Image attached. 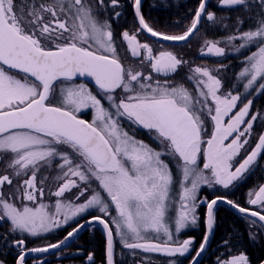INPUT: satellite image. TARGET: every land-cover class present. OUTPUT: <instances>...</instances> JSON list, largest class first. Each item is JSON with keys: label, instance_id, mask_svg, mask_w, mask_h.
Instances as JSON below:
<instances>
[{"label": "snow or ice", "instance_id": "snow-or-ice-1", "mask_svg": "<svg viewBox=\"0 0 264 264\" xmlns=\"http://www.w3.org/2000/svg\"><path fill=\"white\" fill-rule=\"evenodd\" d=\"M206 3L207 0H200L190 25L182 34L169 35L154 30L141 13V0H134L139 24L136 31H145L163 41H185L198 30L206 13ZM219 4L248 8L247 0H219ZM109 5L118 7L119 0H109ZM107 6L105 0H95V4L91 0H54L52 4L32 3L17 9L14 0H0V164L4 169V174H0V220L10 221L12 232L19 230L37 236L67 224L90 209H98L103 215L90 214L86 223L103 226L107 264H114L113 225L115 235L127 249L184 256L192 250L194 238L182 241L173 238L168 210L174 177L162 156L173 157L182 174L179 209L173 220L174 231L179 234L199 219L200 186L216 184L227 189L243 179L264 153V133L259 134L254 148L234 167L233 161L249 144L247 137L252 135L253 124L258 119V114L249 118L253 100L242 99L244 94L239 92L221 93V79L207 67H195L191 70L193 76L189 77L195 80L199 97L203 99L195 98L182 85L168 87L157 83L153 86L147 82L151 81V75L126 69L117 55L110 23L99 19L100 10ZM260 9L249 30L227 38L229 43L242 41L234 45L237 52L249 45L258 46L244 57L245 66L238 73V79L246 80L244 93L249 94L250 90L264 94V0H260ZM206 18L216 19L212 12H207ZM243 23L244 20L237 18V29ZM122 38L133 57H140L143 51V60L150 62L153 72L175 73L185 63L170 51L162 50L154 55L153 48L148 43H140L136 34L124 31ZM205 44L208 54L225 55L220 41L207 40ZM8 69L24 75L18 78ZM76 76L91 77L115 112L109 111L85 84L62 88L59 102H54L55 82ZM30 77L34 79L30 81ZM117 89H123L128 95L117 98L114 95ZM209 98L214 107L209 106ZM238 103L242 107L230 115ZM87 108L94 110L91 122L77 115ZM205 113L214 122V130L206 141L207 148L202 151ZM120 117L154 131L166 151L156 150L123 131ZM225 117H229L227 124ZM241 125H245L242 130ZM234 133L231 142L225 144ZM201 155L202 168L199 166ZM57 158L60 173L53 179L60 183L51 193L58 198L54 211L44 203L37 207L27 204L18 207L14 202L16 192L3 191L6 185H13L14 176L18 178L16 189L22 200L35 202L38 195H44L43 187L37 186V174L43 168L52 167ZM48 179L43 177L39 183ZM92 181L98 182V189L106 197L100 190L85 195ZM74 188L78 189L74 199L84 197V202L59 199ZM248 196L247 203L258 205L259 210L242 207L225 196L202 201L206 204V233L192 264H196V257L205 250L215 227L218 202L264 222V185ZM111 207L115 215H111ZM83 227L84 224H78L58 243L44 247L25 250V240H16L15 245L20 248L16 264H25L28 251L60 248ZM260 228L264 230V223ZM250 236L256 238L254 234ZM87 259L92 261V255ZM218 264H250V260L241 253Z\"/></svg>", "mask_w": 264, "mask_h": 264}, {"label": "trees", "instance_id": "trees-1", "mask_svg": "<svg viewBox=\"0 0 264 264\" xmlns=\"http://www.w3.org/2000/svg\"><path fill=\"white\" fill-rule=\"evenodd\" d=\"M30 3H45L52 4L54 0H27ZM133 0H119L118 7H111L109 5V0H105V4L108 5L106 8L101 9L99 12V19L101 21L106 20L111 25V30L113 32V42L116 46L117 55L123 66L132 64L140 60L139 57H133L130 55V50L128 45L121 38V34L124 31L134 32L137 30L138 26L135 21L133 13ZM15 4H21L20 0H14ZM200 0H146V2L141 7V13L143 14L146 22L156 31L163 32L169 35H180L182 34L190 24L196 9L199 6ZM248 8L244 6H236L233 8H221L218 7L214 0L210 2L207 10L214 13L215 20L208 21L207 18L202 20L200 27L193 37L185 45H177L174 50L177 52V57L188 61L194 65H220L221 69L218 70L217 76L222 81V86L225 91H231L233 94L237 92L243 93L242 99H252L253 108L251 114H258V119L253 124L252 135L248 137L249 144L241 150L240 158L243 159L248 152L254 148L255 143L258 140L259 134L264 131V94L255 93L250 90V93H244L243 83L246 80L238 79V73L245 66L244 57L250 55L251 52L257 50V45H249L247 48L240 49L239 52L234 50V45H239L242 43L240 40H234L231 43L228 42L227 38L229 36L238 35L239 31H247L254 23V18L261 11L260 0H247ZM119 12L120 15L116 16L115 13ZM237 18L244 20V23L237 29ZM174 22L173 24H171ZM220 41L219 46L225 49V55L217 59L206 58L199 56L198 53L206 46L205 41ZM116 41V42H115ZM154 43V42H153ZM158 44V43H156ZM159 45L164 46L165 44L159 43ZM148 62V61H147ZM146 74L144 76H148ZM162 79H158V75H151V81L148 83L155 86L157 83L160 85L169 86H183L186 88L195 98L203 99L199 97V92L196 88V83L194 80L189 79L182 70H178L174 75L175 79L173 85H171V78H165V75L159 74ZM64 81V80H63ZM73 81V80H72ZM68 81V82H72ZM119 90V89H118ZM119 92L121 97L127 96L123 89ZM209 103V101H208ZM242 104L238 103L240 107ZM209 106L210 103H209ZM82 119L88 121L91 118L90 112L81 113ZM86 116V118L83 117ZM204 130L203 134L205 138L211 136L213 126L211 117L206 113L204 115ZM131 123V128L133 133L129 132L136 140L143 141L152 148L156 145H160L150 133L146 132L138 125ZM124 128L123 126H121ZM156 149V148H154ZM158 150V149H156ZM166 162L169 163L173 175L178 174L180 178V172L177 171V165L169 160L167 156H162ZM53 163L57 165L58 160H54ZM203 156L199 161V166L202 168ZM57 172L48 175V171L43 168L40 173L37 174V181L39 183L40 179L43 177H48L41 186L47 184H53L55 179H53ZM94 187L89 189L90 192L98 189V182H91ZM264 184V153H262L258 158L256 163L251 167L250 171L247 172L243 179L234 182L229 188L225 189L216 184L211 187L208 185L200 186L197 202L202 199L210 201L217 196H225L227 199L233 200L242 207H248L252 210H259L253 205H249L247 200L249 199L248 193L257 190L259 186ZM102 192V190H100ZM10 193V192H9ZM102 195L106 197V193L102 192ZM175 198L169 201L168 218L174 217V204ZM111 215H115L114 207L110 208ZM205 213L206 207L201 203L197 208V216L199 217L197 223L192 227H187L181 231L179 234L173 235L176 240H184L187 238H194L193 251L198 248L205 235ZM92 215H103L99 213L98 209H90L86 211L81 216H79L76 221L68 222L65 226L59 227L52 232L39 236L36 238L31 237L29 234L20 233L18 231H10L11 222L6 220H0V260L5 261L8 264H16L20 248L15 247V241L23 239L25 240L24 248L25 250L44 247L48 244H54L62 240L67 232L71 231L73 228L77 227L78 224L82 223L86 219L90 218ZM216 223L214 227L213 239L209 249V252L202 260L201 264H217L218 259L230 258L232 255L246 254L249 257L250 264H259L264 260V233L260 228L259 223L253 224L252 221L244 217H241L226 207H217L215 209ZM105 219H110V217H105ZM170 223V222H169ZM113 230L115 226L113 225ZM170 227L173 228L172 224ZM251 234L255 235V239H252ZM174 234V232H173ZM118 237L114 232V247H113V258L114 264H188L192 257V253L186 256H173L167 257L160 254H145L141 252H135L134 255H123L118 256L121 248L118 244ZM161 239H165L161 236ZM227 241V245H225ZM105 236L101 228L98 226H92L81 232L72 242L63 250L57 252L46 258L45 263L42 264H105ZM92 255V261H89L87 257ZM34 260H27L25 264H32Z\"/></svg>", "mask_w": 264, "mask_h": 264}, {"label": "rangeland", "instance_id": "rangeland-1", "mask_svg": "<svg viewBox=\"0 0 264 264\" xmlns=\"http://www.w3.org/2000/svg\"><path fill=\"white\" fill-rule=\"evenodd\" d=\"M212 1H213V0H212ZM91 2H92L93 4H95V0H91ZM132 2H133V5H134V0H133ZM214 2L217 4L218 7H221V8H233V7H226V6H222V5H220V4H219V0H214ZM20 3H21V4H17V5H16L15 2H14V4H15V6H16L17 9H20L21 7H24L25 4H32V3L28 2L27 0H20ZM35 4L38 5V3H35ZM209 4H210V3H209ZM234 7H236V6H234ZM207 12H210V11H208V10L206 9V13H207ZM206 13H205V15H204L203 20L206 19ZM173 23H174V22H172L171 24H173ZM190 23H191V22H190ZM189 25H190V24H189ZM189 25H188V26H189ZM129 33H130V34H136V35H137V39H138V41H139L140 43H148V44L153 48V53H154V55H155V54H158L159 51L166 50V51H170V52H172L173 54H175V55L177 56V52H176V50H174V47L177 46V45H164V46H162V45H159L158 42L152 41V40H150L149 38L145 37V36L142 35V34H138L137 31L129 32ZM195 35H196V34H195ZM195 35H194V36H195ZM121 38H122V34H121ZM192 39H193V38H192ZM192 39H191V40H192ZM115 42H116V41H115ZM124 42H125V41H124ZM153 42H154V43H153ZM125 43H126V42H125ZM156 43H158V44H156ZM126 44H127V43H126ZM115 47H116V46H115ZM142 54H143V51H142ZM130 55H131V52H130ZM143 55H144V54H143ZM198 55H199V56H202V57H206V58H212V59H217V58L221 57V56L217 57V56H214V55L208 54V53H207V46H205V47H204V48L198 53ZM131 56H132V55H131ZM141 59H143V57H141ZM179 59H180V58H179ZM181 60L184 61L185 63H182V64L179 66L178 70H182V71L184 72V74H185L187 77H191V76H193V72H192L191 70L194 69V68L197 67V66H200V67H207V68L210 69V70L212 71V73H213L214 75H216V76H217L218 70L222 68V66H220V65H204V66H201V65H194V64H191V63H189L188 61L183 60V59H181ZM124 67H125L126 69L131 68L133 71H140V72H142L144 75H146V74H150V73H151V75L157 74V75H158V79H162V77H161L159 74L164 75V73H156V72H153L152 69H151V67H150V62H147V61H143V62L140 63V60H138L137 62H134V63H132V64H129V63H128V65H126V66H124ZM178 70H177V72H178ZM8 71H9L11 74H13V75H17L18 78H21V77L24 75L23 73H18L17 71H13V70H9V69H8ZM175 74H176V72L173 73V77L170 79V80H172L171 85H173V82H174V79H175V77H174ZM217 77H218V76H217ZM29 80L31 81L32 79L29 78ZM63 80H64V79L58 80V81H56V83L54 84V90H55V96H56V101H54V102H56V103L59 102V99H60V93H61V89H62V88H67V87H71V86L79 85V84H85V85H87V87L89 88V90L92 91V93H93L94 95H97V98H99V99L102 100L103 105H104L106 108H108L109 111H111V112H113V113L115 112V109H113V108L110 107L109 102L103 97V95L100 93V90L98 89L97 86H96V87L93 86L92 84L88 83L86 80H84V79H82V78H81V79H75V80H73V81H72V80H68V81H72V82L63 81ZM194 81H195V80H194ZM169 87H177V86H169ZM117 90H118V89H117ZM117 90H116V93H114V95H115L117 98H120V97H121V94H120L119 92H117ZM119 90H120V89H119ZM119 90H118V91H119ZM227 92H229V91H225V90L223 89V86H222V88H221V93H227ZM209 103H210L211 106L214 107V105L212 104L211 98H209ZM240 107H242V105H241ZM240 107L237 105V108L234 109L233 112H232L230 115H234L235 112L238 111ZM87 112H90V116H91V118L88 119V118H86L85 115H83V117L86 118V119H88L89 122H91L92 119H93V115H94V110L91 109V108L82 109L81 112L77 113L78 118L82 117L81 113H87ZM213 114H214V113H213ZM251 115H252V114L250 113V114H249V118H250ZM114 118H115V117H114ZM81 119H82V118H81ZM84 120H85V119H84ZM228 120H229V117H225V118H224V122H225V124L228 123ZM86 121H87V120H86ZM119 121H120V125L124 127V128H122L123 131H126V132L129 131V132L133 133L132 129H130V128H131V123L128 122L127 119H125V118H123V117H120V118H119ZM212 126H213V130H214V122H213V121H212ZM139 127L142 128L143 130H145L146 132L150 133V136L153 137L156 141H158V140L155 138V132H154V131H151V132H150L149 130L144 129L142 126H139ZM243 127H245V125H241V130L243 129ZM203 130H204V129H203ZM213 130H212V131H213ZM129 132H128V134H129L130 136H132ZM263 133H264V131H263ZM234 137H235V133L233 134L232 137H229V138L225 141V144L230 143L231 140H232ZM201 138H202V141H203V143H202V145H201V148H202V151H203L204 149L207 148L206 141H207L210 137L205 138V137H204V134H203V131H202V136H201ZM247 138H248V137H247ZM158 142H159V141H158ZM159 144H160V143H159ZM154 148H156V149H158V150H161V151H166V149H164L163 146H162L161 144H160V145H156V147H154ZM68 151L71 152L70 149H69ZM165 156H167V158H168L169 160H171L172 162H174V163L177 165L176 160H175L173 157H171V156H169V155H165ZM57 160H58V162H59V158H57ZM240 161H242V159L240 158V156H237V157L235 158V160L233 161V165H234V167L237 166L238 163H239ZM45 169L48 171V175H51V174L54 173V172H57V174L60 173V169L56 166L55 163H53L52 167H46ZM177 171H179L178 166H177ZM0 174H4V169H3V165H2V164H0ZM205 174H206V175H210V173H208L207 170H205ZM173 177H174V183H173V185H172V191L170 192V200H172L173 198L176 199V200H175V204H174V213H173V214H174V217H175L176 211L179 209V193H180V187H179V184H180V182L182 181V174H180V178L178 177V174L173 175ZM24 178H26V177H24ZM17 179H18V178H16V177L13 176V185H12V186H7V185H6L5 188L3 189V191L6 192V193H9V192H10V193H11V192H16V197H17V198L15 199L14 202L16 203V205H17L18 207L21 206L22 204H27L28 206H31V207H37L40 203H44V204H46V205L49 206V210H50V211H54V204H55V201H56L58 198L55 197V196H53V195H51V193L54 192V191L56 190V188H57L58 184L60 183V181L55 180V182H54L53 184H47V183H46L45 186H41V187H43V189H44V195H43V197H40V196L38 195V196H37V200H36L35 202H29V201H24V200H22V198L20 197V193H19V192L17 191V189H16ZM92 182H95V181H92ZM78 183H80L81 188L84 187V185H83L82 182H78ZM94 184H95V183L91 184V187H94ZM202 185H204V184H202ZM202 185H201V186H202ZM37 186L40 187L38 181H37ZM218 186H220V187L223 188V186H221V185H218ZM77 193H78V189H75V188H74V189H72L71 192L66 193L64 197H61V198H59V199H61L62 201H72L73 203H82V202H84V197H81L80 200H75V199H74V195L77 194ZM85 195H86V196H90V195H91V192L88 191V192L85 193ZM170 200H169V201H170ZM204 200H205V199H202L201 201H199V202H198V205L201 203L203 206L206 207V204H205V203H202V201H204ZM169 205H170V203H169ZM254 207L259 209V206H258V205L254 206ZM88 211H89V210H88ZM81 215H82V214H81ZM81 215H80V216H81ZM205 215H206V213H205ZM78 217H79V216H77L76 218H74L73 220H71V221H69V222H74V221H76V219H77ZM174 217H171V219L168 220V222H170L169 224H172V226H173V228H172V230H173V232H174L173 235L177 234V233H175V231H174V222H173ZM60 219H63V217H60ZM65 225H66V224L62 225L61 227L65 226ZM192 226H194V225H191V224H190L188 227H192ZM58 228H59V227H58ZM186 228H187V227H186ZM55 229H57V228H54L53 230H55ZM53 230H52V231H53ZM17 231L20 232L19 230H17ZM52 231H50V232H52ZM113 231L115 232V230H113ZM50 232L40 233V234H38L37 236H32V235H30V234H29V235H30L31 237H33V238H36V237H39V236H43V235H45V234H48V233H50ZM20 233H25V232H20ZM263 233H264V230H263ZM26 234H28V233H26ZM161 236H162V235H161ZM115 238L118 240V244L120 245L119 248H121V251H120V253H119L118 256H123V255H130V256H133V255H134V251H135V252L145 253V254H160V255H164V254H161V253H151V252L146 253V252H143V251L140 250V249H135V250H133V249H127V248L123 247V244L120 242V237H119V236H118V237H115ZM164 238H165V237H164ZM193 249H194V247L192 246V250H190V252H189V253H192V254H193L192 257L195 256V252L193 251ZM198 249H199V246H198V248H197L196 250H198ZM114 250H115V247H114ZM196 250H195V251H196ZM189 253L185 254L184 256L188 255ZM238 255H239V254H238ZM164 256H166V255H164ZM176 256H179V255H176ZM167 257H169V256H167ZM172 257H173V256H172ZM46 258H47V257H46ZM46 258H41V259L34 260V261H32V264H42V263H45ZM230 258H231V257H230ZM230 258H226V259H230ZM226 259H218V260H217V264H218V261H223V260H226ZM191 260H192V259H191ZM191 260L189 261V263L191 262ZM0 261H1V260H0ZM2 262H3V264H8V263H6V262L3 261V260H2ZM25 263H26V262H25ZM189 263H188V264H189ZM137 264H143V263H140V262H139V263H137Z\"/></svg>", "mask_w": 264, "mask_h": 264}, {"label": "water", "instance_id": "water-1", "mask_svg": "<svg viewBox=\"0 0 264 264\" xmlns=\"http://www.w3.org/2000/svg\"><path fill=\"white\" fill-rule=\"evenodd\" d=\"M144 1L145 0H141V7H142V4L144 3ZM210 2H211V0H207L206 9H207V7H208V5H209ZM133 13H134V17H135V21L137 23V26L139 28L138 19L135 16L134 5H133ZM203 18H204V15L201 18L200 24H201ZM200 24L198 25V29L200 27ZM197 31L194 32L193 35L190 36L185 41H163V40H160L158 38L152 37L150 34H148L145 31H140L138 33L143 34L145 37L149 38L150 40L155 41V42H158V43H161V44H165V45H184V44L188 43L194 37V35L197 33ZM9 70H11V69H9ZM13 71H17V70H13ZM81 78L84 79V80H86V81H88V82H90L91 84H93L96 87L94 80L91 77H88V76H76L72 80L81 79ZM30 79L33 80L34 78H31L30 77ZM220 206L228 208L230 211H232L233 213H235V214H237V215H239L241 217H244V218H247V219H250V220H255L259 224L264 223V222H260L258 220V218H256V217H250V216H247L246 214L240 213L239 211H237L236 209L232 208L231 206H229L228 204H226L224 202H218V204L216 205V208L217 207H220ZM205 219H206V215H205ZM87 220L88 219H86L85 221H83L82 223H80V224H84L83 229L80 230L74 237L70 238L65 245H62L60 248H57V249H50L47 252H30V251H28L27 254H26L25 262L27 260H37V259L46 258V257H49L51 255L56 254L57 252H59V251L63 250L64 248H66L72 242V240H74L81 232H83L84 230H86L87 228L92 227V226H98V227L101 228L102 232L104 233L105 242H106V233H105V231L103 229V226L100 225L99 223H95V222L92 223V224H88V223H86ZM205 233H206V225H205ZM213 233H214V229H213L211 235L209 236V240H208V243H207V245L205 247V250L203 251V253L199 257H196V264H201L202 263V260L204 259V257L209 252V249H210V246H211V243H212V239H213ZM15 247H16V245H15ZM192 260H193V258H192ZM192 260H191V262L189 264H192ZM105 264H107V261H106V248H105ZM259 264H264V260L261 263H259Z\"/></svg>", "mask_w": 264, "mask_h": 264}, {"label": "flooded vegetation", "instance_id": "flooded-vegetation-1", "mask_svg": "<svg viewBox=\"0 0 264 264\" xmlns=\"http://www.w3.org/2000/svg\"><path fill=\"white\" fill-rule=\"evenodd\" d=\"M138 34H140V33H138ZM141 57H143V54L139 58H141ZM164 75H165V78L169 79L172 77L173 73L164 74ZM64 81H68V80H64Z\"/></svg>", "mask_w": 264, "mask_h": 264}, {"label": "bare ground", "instance_id": "bare-ground-1", "mask_svg": "<svg viewBox=\"0 0 264 264\" xmlns=\"http://www.w3.org/2000/svg\"><path fill=\"white\" fill-rule=\"evenodd\" d=\"M145 2H146V0L144 1V3H145ZM144 3H143V4H144ZM143 4H142V5H143ZM142 35H143V34H142ZM186 44H187V43H186ZM184 45H185V44H184ZM87 82H88V81H87ZM88 83H90V82H88ZM90 84H91V83H90ZM92 85H93V84H92ZM93 86H94V85H93ZM263 185H264V184H263Z\"/></svg>", "mask_w": 264, "mask_h": 264}]
</instances>
